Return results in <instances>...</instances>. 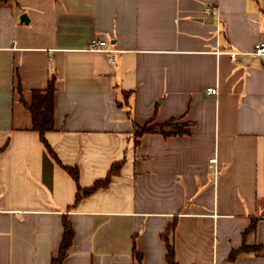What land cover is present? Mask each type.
<instances>
[{
	"label": "crops",
	"instance_id": "crops-1",
	"mask_svg": "<svg viewBox=\"0 0 264 264\" xmlns=\"http://www.w3.org/2000/svg\"><path fill=\"white\" fill-rule=\"evenodd\" d=\"M260 41L264 0H0V264H52L65 217L62 264H169L166 237L179 264H264L230 258L264 244ZM53 76L44 140L25 102ZM172 119L188 132L135 135ZM120 161L76 203L65 166L89 187Z\"/></svg>",
	"mask_w": 264,
	"mask_h": 264
},
{
	"label": "trees",
	"instance_id": "trees-1",
	"mask_svg": "<svg viewBox=\"0 0 264 264\" xmlns=\"http://www.w3.org/2000/svg\"><path fill=\"white\" fill-rule=\"evenodd\" d=\"M55 91H56V78L53 76L48 86L45 89H35L32 94L31 103H26L27 107L30 109L33 118V127L37 130L42 138L45 140V134L55 128ZM24 101V99L22 98ZM148 132H161L164 135H181L188 132L187 125L176 123L175 120H169L163 123H152L147 122L144 125L136 124L135 135L137 138L141 137L144 133ZM138 143V141H137ZM51 150V147L48 145ZM52 152V150H51ZM124 161L116 162L111 167L108 175L105 178L98 179L93 185L89 187H82L79 182L80 171L77 166H65L68 172L76 180L78 184V191L76 195V203H78L84 196L90 195L102 187H107L112 182L114 176L118 175L121 171ZM176 223H174L170 231H173ZM256 227V222L254 221L248 228V231L253 230ZM167 238V259L169 264H179L176 259V249L175 244ZM74 240V230L70 220L64 218V234L62 237V242L60 245V251L57 257H54L52 264H62L66 256L68 255V250L71 247ZM264 249V244L249 245L244 243V245L239 249H234L231 253L230 258L234 259L237 255L243 252H258ZM139 255V254H138ZM141 258V256H138Z\"/></svg>",
	"mask_w": 264,
	"mask_h": 264
},
{
	"label": "built area",
	"instance_id": "built-area-1",
	"mask_svg": "<svg viewBox=\"0 0 264 264\" xmlns=\"http://www.w3.org/2000/svg\"><path fill=\"white\" fill-rule=\"evenodd\" d=\"M89 47L91 49H102L106 50L108 53H111L112 50L109 48V41L107 39H101L98 37H95L92 39V41L89 44ZM255 51L258 54H264V41H260L255 46ZM218 92V89L216 87H210L208 88L209 94H216ZM212 161H216V159H212Z\"/></svg>",
	"mask_w": 264,
	"mask_h": 264
},
{
	"label": "water",
	"instance_id": "water-1",
	"mask_svg": "<svg viewBox=\"0 0 264 264\" xmlns=\"http://www.w3.org/2000/svg\"><path fill=\"white\" fill-rule=\"evenodd\" d=\"M22 18L25 20V19H26V14H24V15L22 16Z\"/></svg>",
	"mask_w": 264,
	"mask_h": 264
}]
</instances>
